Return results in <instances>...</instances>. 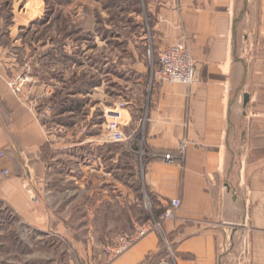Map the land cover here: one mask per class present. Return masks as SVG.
<instances>
[{
	"label": "crops",
	"instance_id": "crops-1",
	"mask_svg": "<svg viewBox=\"0 0 264 264\" xmlns=\"http://www.w3.org/2000/svg\"><path fill=\"white\" fill-rule=\"evenodd\" d=\"M141 4L149 32L138 42L133 36L126 40L122 65L112 56L107 63L127 92L126 101L120 99L126 102L124 132H135L144 121L140 184L147 201H152L155 216L172 200L180 205L173 218L161 221L160 231L149 232L107 264H149L159 257L161 238L169 243L174 264H225L230 256H223L225 250L240 245V229L229 227H240L247 204L253 264H264V0ZM183 40L195 64L193 84L148 85V64L138 46L153 43L158 52ZM94 62L93 69H99L95 57ZM14 68L0 49V152L1 164L10 172L0 174V203L26 227L68 239L74 233L130 230L136 222L130 211L133 181L118 175L122 168L130 169L134 152L101 142L104 130L95 129L91 119L106 97L103 87L86 91L76 84L64 95L70 108L60 113L68 122L48 129L31 100L39 92L30 99L31 91L16 95L7 87ZM53 84L45 79L37 90L45 86L51 91ZM90 94L97 98L92 106L84 100ZM105 100L107 108L114 104L110 96ZM182 140L183 161L149 156L174 155ZM117 202L127 203L121 212H128L129 221L121 227L116 212H110ZM106 215L112 221L101 226L98 219Z\"/></svg>",
	"mask_w": 264,
	"mask_h": 264
},
{
	"label": "rangeland",
	"instance_id": "rangeland-1",
	"mask_svg": "<svg viewBox=\"0 0 264 264\" xmlns=\"http://www.w3.org/2000/svg\"><path fill=\"white\" fill-rule=\"evenodd\" d=\"M141 3L142 0H0V49L5 50L6 60L16 65L7 83L19 73L27 78L21 94L31 91L30 98L32 93L39 92L30 99L37 106L39 120L47 124L48 129H58L57 125L68 122V116L62 117L60 113L70 108V102H65L67 96L64 95L76 84L86 91L93 86H102L104 89L102 96L106 97L99 102L91 119L99 131L104 130V112L116 103L126 101L124 82L117 78L119 74H115V69L110 70L107 62L112 61L111 56L118 57L117 66L122 65L124 61L121 59L128 47L126 40L129 41L133 36V40L138 42L143 32H149L146 10ZM239 13L240 4L237 15ZM152 45L145 43L142 47L138 46L148 64V85L150 73L157 67V55L163 51H154ZM94 57L99 61L97 70L93 69V65H96ZM25 65L27 73L22 71ZM34 74L40 75V79ZM128 76L131 78L133 75ZM38 79L42 82L45 79L48 82L52 80L53 90L46 92L45 86L37 90V86L42 83ZM90 95V98H84L88 106L97 103L96 96ZM109 96L114 104L107 108L109 104L105 99ZM78 122L84 125L82 119ZM141 123L134 132L133 143H136L137 150L132 155L131 167L126 171L122 168V173H127L126 176H131L130 180L137 184V187L133 186L135 198L130 208L136 221L132 228L115 235L74 233L68 239L26 227L6 205L0 203V264H107L111 262L107 248L121 246L125 236H131L136 229L160 231L159 216L162 213L155 216L152 201H147L140 184L143 171L139 156ZM117 145L126 149L129 147L126 144ZM122 204L112 203L110 209L111 215L117 214L115 221L118 227L129 221L128 212H121L127 203ZM243 212L244 220L240 222V227H229L240 229V247L237 245L228 252L230 256L225 264H253L250 227L247 223L248 204ZM109 220L112 221L106 215L98 222L102 226ZM73 229H77L75 224ZM160 249L159 257L155 256L149 264H174L173 251L163 238L160 239Z\"/></svg>",
	"mask_w": 264,
	"mask_h": 264
},
{
	"label": "built area",
	"instance_id": "built-area-1",
	"mask_svg": "<svg viewBox=\"0 0 264 264\" xmlns=\"http://www.w3.org/2000/svg\"><path fill=\"white\" fill-rule=\"evenodd\" d=\"M24 73H27V66H24L22 69ZM195 79V64L191 56L188 44L183 41H178L175 44L167 47L157 55V67L150 73L149 76V85L153 83H172L180 84L184 87H190ZM27 81V78H24L21 73L16 76H12L8 81V88L16 95L21 94L24 83ZM126 107V103L118 102L112 108L104 112V136L101 139L103 144H126L131 146L135 133L126 134L123 130L125 126V118L123 111ZM142 128L144 126V121H142ZM143 138L140 140V160L143 169V151H142ZM185 148L186 142L182 140L178 146L176 154L168 155H158L155 153H150L151 158H162L167 163H173L175 161H183L185 158ZM4 157V154L0 152V174L2 176H8L9 170L4 168L1 164V161ZM180 205L179 200H172L170 207L166 209L160 216V221L171 219L174 217V212L178 209ZM158 224L156 225V227ZM150 232L149 229L139 228L135 232L123 239L124 242L121 246L107 248V254L109 255V261L114 260L119 255L127 251L139 240L144 238Z\"/></svg>",
	"mask_w": 264,
	"mask_h": 264
},
{
	"label": "trees",
	"instance_id": "trees-1",
	"mask_svg": "<svg viewBox=\"0 0 264 264\" xmlns=\"http://www.w3.org/2000/svg\"><path fill=\"white\" fill-rule=\"evenodd\" d=\"M82 88H80V90H81ZM64 101H62V103H63ZM72 103H76V101H73ZM64 104V103H63ZM137 134V133H136ZM117 145V144H116ZM130 149L133 151V152H135L136 150H137V145H136V143H132V145L130 146ZM129 169V168H128ZM127 169V170H128ZM118 178L119 179H122L123 180V178H126L125 180H127V176H126V174L125 173H119V175H118ZM136 186L137 187V184L135 183H133V186Z\"/></svg>",
	"mask_w": 264,
	"mask_h": 264
},
{
	"label": "water",
	"instance_id": "water-1",
	"mask_svg": "<svg viewBox=\"0 0 264 264\" xmlns=\"http://www.w3.org/2000/svg\"><path fill=\"white\" fill-rule=\"evenodd\" d=\"M244 100L245 101L247 100V96L246 95L244 96ZM229 251H230V246L225 250V252L223 253V256H227Z\"/></svg>",
	"mask_w": 264,
	"mask_h": 264
}]
</instances>
